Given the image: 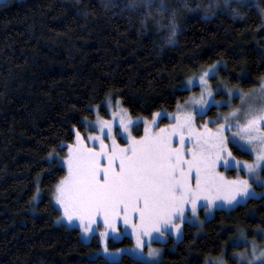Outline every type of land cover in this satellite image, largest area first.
I'll use <instances>...</instances> for the list:
<instances>
[{"label":"trees","instance_id":"16d2710c","mask_svg":"<svg viewBox=\"0 0 264 264\" xmlns=\"http://www.w3.org/2000/svg\"><path fill=\"white\" fill-rule=\"evenodd\" d=\"M207 1L189 0L201 11L188 12L180 0H164L180 9L179 31L174 45L161 48L165 30L158 31L156 21L166 25L168 16L155 8L142 26L144 17L128 11L127 0L108 7L104 0H0V264H107L90 256L95 239L84 242L77 228L59 223L52 202L65 170L49 153L64 156L61 143L72 142L75 128L84 129L93 105L102 116L103 101L112 98L133 116L171 111L188 94L181 87L185 79L215 62L228 85L244 91L259 86L264 0L236 7L240 16L223 7L204 19ZM262 233L264 196L248 198L215 210L201 226L185 223L181 239L163 244L160 264H204L224 254L230 262L235 242L264 248ZM136 260L122 255L118 264Z\"/></svg>","mask_w":264,"mask_h":264},{"label":"snow or ice","instance_id":"6c2138e0","mask_svg":"<svg viewBox=\"0 0 264 264\" xmlns=\"http://www.w3.org/2000/svg\"><path fill=\"white\" fill-rule=\"evenodd\" d=\"M220 2L209 0L202 9L203 18L208 19L210 14H214ZM244 2L237 0V3ZM180 3L184 11H201L200 5L189 7V0H180ZM223 3L225 7L229 6V0H223ZM110 4L112 0H104L105 7ZM126 7L128 11L139 12L144 17L142 26L152 15L153 8L157 13H167L166 25L156 21L157 30H165L160 47L176 43L180 9L169 8L164 0H127ZM231 11L233 17L241 15L238 8ZM260 11L264 16V9ZM219 67V63H214L201 72L200 96L178 105L174 124L156 128V117L162 114L152 113L151 121L143 120L144 134L133 136V123L138 126L140 121L133 122L121 116L122 131L119 134H126L127 139L123 146L116 142L112 123L100 120L97 124L102 134L87 137L99 141V148L88 147L79 131L75 132L74 143L62 142L60 147H66L67 153L63 161L57 160V163L65 164L67 173L54 188L53 201L62 213L58 219L69 222L78 219L85 234L94 232L91 225L98 217H102L105 229L112 232H116V222L122 219L125 225L131 226L135 237V245L125 254L137 258L136 264H160L161 250L153 248L152 242L162 241L171 233H176L179 238L184 221H199L198 208L209 211L215 207H234L255 197L257 194L249 179L264 187V177L260 175L264 171V79L253 93L217 84L215 94L225 95L228 99L216 100L208 78L215 77ZM241 78L247 77L242 74ZM192 83L193 79L189 78L187 84ZM236 97L241 104L232 108V100ZM189 104L193 105L191 110H187ZM213 106L231 110L223 114L217 112L214 119L197 125L196 115H205ZM82 123L92 126L87 120ZM210 124L214 127H209ZM105 127L111 145L105 143ZM174 137L178 142H174ZM233 149L253 155L254 159L241 161L233 155ZM49 158L56 159L55 153L50 152ZM221 161L225 167L243 171L245 176L225 178L217 171ZM39 191L37 188V193ZM201 199L203 204L199 203ZM107 234V231H102L99 235L103 239ZM144 237L149 238L147 242ZM145 246L147 253L141 251ZM104 251H108L106 244ZM238 259L246 264H264V249L257 253L253 244L251 259L242 254ZM107 264H118V261L113 258Z\"/></svg>","mask_w":264,"mask_h":264},{"label":"rangeland","instance_id":"374dc122","mask_svg":"<svg viewBox=\"0 0 264 264\" xmlns=\"http://www.w3.org/2000/svg\"><path fill=\"white\" fill-rule=\"evenodd\" d=\"M208 3H209V0L206 2V5ZM246 3H250L252 5H255V0H245L244 3H237V0H229L228 8H236V7L240 8V6H242L243 4H246ZM223 7H225V5L223 3V0H221L220 6L217 9H220ZM262 9H264V8H259V10H262ZM260 13H261V11H260ZM262 18H263V22H264V16H262ZM215 63H218V62H215ZM208 67L209 66H206L205 68L201 69V71H199L197 74L190 75L189 77H187L185 79V81L181 84V87L183 89L188 90V94L184 100L177 103V105L175 106V108L173 110H171V111L163 110V111L156 112V113L162 114L161 116L156 117V125H155L156 128L163 127L165 125L174 124L176 122L174 117H175L176 113L178 112V105H184L186 101L193 100V99L198 98L200 96L201 86L199 84V76H200L201 72L204 70H207ZM189 78L193 79L192 84H187V81ZM208 83L213 89L216 100L228 99V97L225 95L215 94L217 84L227 85L230 88L239 89V88H237V86L228 85L227 82L223 78H221L219 73L215 77L209 76ZM258 87L259 86H257L256 88H258ZM256 88H254V89H256ZM254 89H251L248 91H244L241 89H239V90L242 92H245V93H253ZM209 99H211V98H209ZM257 103H259V101H257ZM103 104L105 105V107L107 109V116L100 115L99 105H93L92 106L93 116L91 118H85L84 119V120L89 121L92 126H85L84 125V129L82 131L75 128L74 129V137H73L72 142L71 143H64V144L74 143L75 132L79 131L81 133V135L85 137V143L88 145V147L99 148V141H92L90 139H87V137L89 135H101L102 134L100 131L99 124H97V121L100 120V121H110L112 123V130H113V134L116 136V142L118 145L123 146L124 144L127 143V139H126V134H124V135L119 134L122 131V129L120 128L121 116H124L126 118H130L133 122H136L137 120L140 121L138 126L135 123H133V126L131 128L133 136H142L144 134L143 120L147 119V120L151 121L153 119V116L147 118V117L130 115L129 112L120 104L118 98H116V99H113V98L112 99H105L103 101ZM240 104H241V102H240L239 98L236 97L232 100L231 107L236 108V107H239ZM192 108H193V105L189 104L187 110H191ZM230 110L231 109L229 107H221L219 109H217L215 107L213 115H207L205 113V115L200 116L199 114H197L195 117L196 123H197V125H201L204 121L214 119L217 115V112L223 114V113L229 112ZM197 117H202V120L201 121L197 120ZM163 118H165L167 120V122L160 124L159 121ZM209 127H214V126L210 124ZM234 130L235 129H233V131ZM106 132H107V128L105 127V130H104L105 143L107 145H111L112 141L110 138H107ZM174 142H178V141H176L175 137H174ZM66 153H67V148L65 147L64 156ZM55 155H56L57 160L63 161L64 156H60L59 153H55ZM233 155L241 161L248 160L249 162H251L254 159L253 155H250L249 159L237 156L234 153H233ZM59 164L64 168L65 175H66L67 166L65 164H63L62 162ZM217 171L220 173H223L225 178H227V179H233L237 175H239L241 177L245 176V173L243 171L238 172L235 168L225 167L223 161L218 163ZM249 182L252 183V188L254 189L255 193L257 194L255 197L264 196V188L263 187H261L258 183H253L251 179H249ZM54 188H55V186H54ZM54 188L52 191V202H53V205L57 208L58 206H56L54 204V201H53ZM35 197L36 198L34 199V202H36L39 199V193H36ZM199 203L203 204V199H201V201ZM234 207H224V208L215 207L209 211H206L203 207H200V208H198V212H197V215L199 217V221L193 222V223H188L187 221H184L181 225L182 235H180L179 238H177L176 233L167 234L162 241L152 242V247L153 248H159L161 250V254H160V260H161L162 252H163V244H165L170 239H172L174 242H177L179 239H181V237L183 236V226L185 223H188L191 225L201 226L204 221H206L207 219H209L213 215L215 210H218V209L230 210ZM59 212H60V216H61L62 213H61V211H59ZM188 215H191V213L189 212ZM58 221H59V223H62L67 227L77 228L80 231V237H81L82 241H84V242H90L91 240L95 239V241L98 243V247H97V249H95L91 252V254H90L91 257L100 256L107 261H110L113 258H115L118 261L122 255H129V254H125V253H128L133 248V246L135 245V237L132 234L131 226L125 225L123 223L122 219L116 222V232H112L111 229H107V230L105 229V225L103 223L102 217H98L91 225V227L94 229V232H89L87 234H85L83 232V229L80 227V221L78 219H75L73 222H69L67 220H61V219H59ZM102 231H107V233H108L103 239L99 235L100 232H102ZM113 236H115L116 238L113 239ZM125 237L130 238L131 243H129V244H126V243L118 244ZM148 239H149L148 237H144L145 242H147ZM105 244L107 245V249H108L107 252L104 251ZM235 244L237 245V248L235 250H233L232 252L228 253V256L230 257V260H231L230 262L227 261L226 255L224 254V256H221L219 258L208 259L204 264H246V262H241L238 259V257L242 254L243 256L247 257V259H251L252 245L255 243H250V246L247 248H245L244 246H240L241 242H237V243L235 242ZM242 245H244L243 242H242ZM255 246H256L257 253H259L260 250L264 249L263 247H260L257 244H255ZM117 249H120L123 251L118 253L116 251ZM141 251L143 253H147V251H148L147 246H145ZM129 256H131V255H129ZM131 257H133V256H131ZM135 259H137V258H135Z\"/></svg>","mask_w":264,"mask_h":264},{"label":"clouds","instance_id":"9594fccd","mask_svg":"<svg viewBox=\"0 0 264 264\" xmlns=\"http://www.w3.org/2000/svg\"><path fill=\"white\" fill-rule=\"evenodd\" d=\"M113 2H114V0H113Z\"/></svg>","mask_w":264,"mask_h":264}]
</instances>
